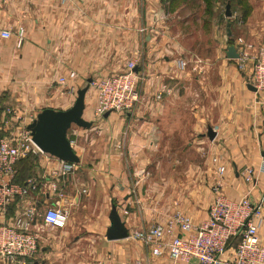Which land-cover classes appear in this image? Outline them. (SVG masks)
Returning <instances> with one entry per match:
<instances>
[{
    "label": "crops",
    "instance_id": "1",
    "mask_svg": "<svg viewBox=\"0 0 264 264\" xmlns=\"http://www.w3.org/2000/svg\"><path fill=\"white\" fill-rule=\"evenodd\" d=\"M169 2L0 0V138L27 131L46 109L70 110L89 79L124 72L129 62L136 63L140 94L139 103L127 115L99 117L96 91L90 85L83 118L92 126H72L68 132L80 158L69 173H63V161L44 153L18 162L16 181L23 175L21 167L31 166L26 182L34 180L39 191L27 202H14L6 214L0 212V224L35 201L41 215L49 208L68 212L63 228L39 220L40 251L34 259L18 264H197L175 263L168 252L154 257L132 238L109 241L106 237L112 204L117 205L129 232L146 230L159 221L146 208L139 209V216L135 213V203L146 202L141 186L139 200L131 186L135 178L139 185L145 182L136 164L146 163V155L157 147V132L173 113L186 84L175 52ZM258 3L264 6V0ZM260 11L255 8L253 13ZM19 29L25 32L21 44L16 36ZM4 31L12 37L4 39ZM61 78L66 79L65 85L59 83ZM246 88L235 91L230 114L222 104L216 109L220 117L213 118L217 137L209 140V147L226 173L221 176L215 171L218 179L210 189L220 186L228 198L241 199L249 191L243 182L246 168L253 167L257 189L249 198L264 214V95L251 91L248 84ZM8 110L13 113L9 115ZM53 183L57 192L51 190ZM102 197L111 204L107 210L95 206ZM209 202L200 215L184 214L195 222L206 220ZM124 212H128L126 217ZM260 234L264 240V225Z\"/></svg>",
    "mask_w": 264,
    "mask_h": 264
},
{
    "label": "rangeland",
    "instance_id": "2",
    "mask_svg": "<svg viewBox=\"0 0 264 264\" xmlns=\"http://www.w3.org/2000/svg\"><path fill=\"white\" fill-rule=\"evenodd\" d=\"M172 1L169 22L186 84L182 85L173 113L157 132V147L146 155V163L136 164L141 167L145 182L139 185V179L135 178L131 186L138 200L141 186L146 202V205L135 203V213L139 216V209L146 208L158 222L166 221L176 212L200 215L210 197L214 199L210 186L218 176L212 164L209 139L203 135L209 127L214 129L213 118L220 120L218 107L223 105L231 113L234 93L239 88L247 89L255 58L264 47V6L258 0H248L250 14L246 17L245 7L231 0V36L225 17L230 0H175L174 4ZM259 7L262 13H253ZM232 46L239 53L238 59L227 57ZM103 199L95 206L107 210L111 204Z\"/></svg>",
    "mask_w": 264,
    "mask_h": 264
},
{
    "label": "built area",
    "instance_id": "3",
    "mask_svg": "<svg viewBox=\"0 0 264 264\" xmlns=\"http://www.w3.org/2000/svg\"><path fill=\"white\" fill-rule=\"evenodd\" d=\"M24 29L16 36L21 44ZM10 39L9 31L2 33ZM252 76L248 81L257 93L264 95V47L255 58ZM183 69L185 64L182 63ZM136 63L129 62L124 72L114 73L101 80L93 81L96 91V115L110 113L127 115L139 103L137 89L138 75ZM59 83L66 84L61 78ZM7 113L11 115L12 110ZM42 153L33 141L29 130L10 133L0 138V212L6 214L14 202H27L39 186L34 180L25 184L16 181L18 162L33 154ZM216 171L224 176L226 169L213 160ZM63 173L74 169L72 163L63 162ZM264 172V167L261 169ZM54 175H57L56 172ZM257 170L246 168L244 184L249 186L248 194L239 200L228 198L220 191L213 190L214 199L206 220L195 222L190 216L176 212L164 222H158L141 231H131L129 238L141 241L152 256L161 257L168 252L172 261L197 264H264V240L260 231L264 225L263 209L251 202L249 195L257 189ZM51 190L58 191L56 183ZM127 216L128 212H124ZM49 226L63 228L68 222V212L49 208L43 215L38 210V202L22 207L20 212L4 224H0V263L18 264L21 260L34 259L40 251L39 220Z\"/></svg>",
    "mask_w": 264,
    "mask_h": 264
},
{
    "label": "water",
    "instance_id": "4",
    "mask_svg": "<svg viewBox=\"0 0 264 264\" xmlns=\"http://www.w3.org/2000/svg\"><path fill=\"white\" fill-rule=\"evenodd\" d=\"M233 16L232 4L228 2L225 9V17L228 19L227 32L231 36V22ZM229 59H238L239 53L234 46L230 47L227 52ZM136 72V70H135ZM93 79H89L88 86L78 91V96L74 106L68 111H55L46 109L42 111L37 119L28 127L36 146L44 154L53 156L63 162L77 164L80 162L71 141L68 139V132L72 126L89 129L92 123L84 120L83 113L85 110V100L87 92L92 84ZM248 88L256 92V89L248 84ZM110 113L106 114L109 116ZM210 141H214L217 133L211 127L208 128L207 134ZM111 226L107 231L106 237L109 241H120L129 238L130 232L120 215L116 204H112L109 215Z\"/></svg>",
    "mask_w": 264,
    "mask_h": 264
},
{
    "label": "trees",
    "instance_id": "5",
    "mask_svg": "<svg viewBox=\"0 0 264 264\" xmlns=\"http://www.w3.org/2000/svg\"><path fill=\"white\" fill-rule=\"evenodd\" d=\"M237 2H239V4L243 7H245V11H244V15L245 17L248 16L250 14V8L248 6V0H236ZM175 0L172 1V3L174 4ZM231 2V0H230ZM30 160V159H29ZM21 170H23V175H21V177L18 179V183H21V184H25L28 176H30L31 172H32V168L31 166H27L26 164H24L22 167H21Z\"/></svg>",
    "mask_w": 264,
    "mask_h": 264
}]
</instances>
